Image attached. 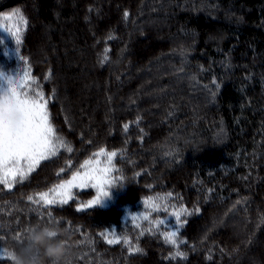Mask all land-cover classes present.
I'll return each mask as SVG.
<instances>
[{
	"label": "trees",
	"instance_id": "16d2710c",
	"mask_svg": "<svg viewBox=\"0 0 264 264\" xmlns=\"http://www.w3.org/2000/svg\"><path fill=\"white\" fill-rule=\"evenodd\" d=\"M16 9L26 27L2 19ZM16 27L19 45L3 29ZM29 68L72 151L60 148L12 189L0 185L6 247L18 249L12 236L24 242L37 223L56 224L73 264H264V0H0V71ZM101 149L118 153L115 204L78 210L92 190L47 209L28 200ZM168 193L170 209L192 212L179 228L185 258H170L176 249L159 235L176 230L174 217L152 212L166 224L143 235L154 226L131 220L150 211L145 199ZM112 230L142 251L99 235Z\"/></svg>",
	"mask_w": 264,
	"mask_h": 264
},
{
	"label": "snow or ice",
	"instance_id": "6c2138e0",
	"mask_svg": "<svg viewBox=\"0 0 264 264\" xmlns=\"http://www.w3.org/2000/svg\"><path fill=\"white\" fill-rule=\"evenodd\" d=\"M128 15L129 13L125 11L124 17L127 18ZM14 18H18L25 27L27 26V20L19 9L2 17L6 21H12ZM3 29L14 37L17 45L21 43L20 27H16L15 31L11 28ZM108 39H114V37L109 36ZM108 51L110 49H105L104 61L108 59ZM20 59L23 60L24 58L20 57ZM20 89L24 90L20 91ZM48 103L49 99L45 98L39 83L31 76L30 68L17 76L0 71V185L12 188L14 183L17 182V177L20 181H23L40 161L55 156L60 148H65L68 152L72 151V148L63 141V138L56 134L50 122ZM136 123L138 124L139 120ZM128 127L129 125L125 124L124 130L127 131ZM117 155L116 151H106L105 149L93 153V158L80 165L83 171H76L71 179L54 185L48 191L29 196L28 200L41 208L47 209L48 206L64 205L73 200V189L91 187L97 190V195L94 199L81 203L78 210L82 211L86 208L101 205L106 198L110 197V189L117 183L115 179L110 178L111 173L118 171L113 164V159ZM100 157L105 158L103 166H101ZM120 187H123V185H120ZM171 196L172 194L168 193L167 196H154L145 199L143 206L150 211L140 216H132L131 220L149 221L154 226L141 230L140 235H143L144 231L154 234V229L159 231L160 227L166 224L164 219L152 220L150 218L152 212L162 211L174 217V222L178 226L176 230L159 232V235L164 238L166 243L171 244L176 249L170 258H185V253L179 251L180 244L186 243V241L179 238V228L183 227L186 222L182 221L181 217L192 215V212L186 207L176 209L175 206H172L170 209L166 201ZM158 201L165 203L162 205ZM195 211H199V209L197 208ZM43 215V213H40L38 219L43 218ZM48 220L49 223H59L52 216L50 210L48 211ZM135 227L141 228L140 223H136ZM28 230L25 229V231ZM76 230L81 231L80 229ZM81 235H84L83 232H81ZM99 235L104 237L108 244L123 242L131 252L142 251L138 245V240L136 244H133L127 236L117 235L115 230L101 232ZM12 239L22 246L23 241H21L19 234L13 235ZM92 242L91 238L78 241V243L89 245ZM2 260H9L14 264L15 257L12 250L5 246L4 233L0 232V261Z\"/></svg>",
	"mask_w": 264,
	"mask_h": 264
},
{
	"label": "clouds",
	"instance_id": "9594fccd",
	"mask_svg": "<svg viewBox=\"0 0 264 264\" xmlns=\"http://www.w3.org/2000/svg\"><path fill=\"white\" fill-rule=\"evenodd\" d=\"M68 230L56 224H35L18 249H12L14 264H73Z\"/></svg>",
	"mask_w": 264,
	"mask_h": 264
},
{
	"label": "rangeland",
	"instance_id": "374dc122",
	"mask_svg": "<svg viewBox=\"0 0 264 264\" xmlns=\"http://www.w3.org/2000/svg\"><path fill=\"white\" fill-rule=\"evenodd\" d=\"M12 76H17V75H12ZM24 89H20V91H23ZM31 94V93H30ZM53 156H51L50 158H48V159H46V160H42V161H40V163L35 167V169L30 173V174H32L38 167H39V165L42 163V162H44V161H47V160H49V159H51ZM115 159V158H114ZM114 159H113V164H114ZM100 160H101V166H103L104 165V162H105V158L104 157H100ZM83 171V170H82ZM114 173H115V171L113 172V173H111V177L110 178H113V179H115L114 178ZM29 174V175H30ZM28 175V176H29ZM17 178H19V177H17ZM71 179V178H70ZM116 180V179H115ZM13 188V187H12ZM12 188H8L7 187V189H12ZM90 190H92V191H94V193H95V195H94V197L93 198H91L90 200H92V199H94L95 198V196L97 195V190L96 189H94V188H91V187H88V188H84V189H73V194H74V199H75V193L76 192H87V191H90ZM107 190V189H106ZM117 184L115 185V186H113V187H111V189H110V192H111V195H110V197H108V198H106L105 199V201L101 204V205H97V206H94V207H103V208H107V207H110L111 205H113V204H115L116 203V201H117V199H118V197L120 196V193L119 192H117ZM73 199V200H74ZM73 200H71V201H73ZM71 201H69V202H71ZM51 206H55V205H51ZM86 209H90V208H86ZM85 209V210H86Z\"/></svg>",
	"mask_w": 264,
	"mask_h": 264
}]
</instances>
